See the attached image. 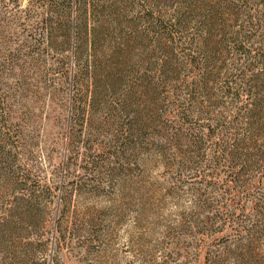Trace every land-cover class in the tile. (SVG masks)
Returning a JSON list of instances; mask_svg holds the SVG:
<instances>
[{
    "label": "rangeland",
    "instance_id": "rangeland-1",
    "mask_svg": "<svg viewBox=\"0 0 264 264\" xmlns=\"http://www.w3.org/2000/svg\"><path fill=\"white\" fill-rule=\"evenodd\" d=\"M140 1L133 4L134 17ZM14 11L0 21V201L22 170L42 185L43 212L26 240L44 243L47 264H264V217L257 211L264 199L263 166L249 171L245 186L230 189L227 165H199L187 135L173 139L186 108L227 116L251 107L246 90L232 96L225 82L241 71L258 73V86L264 83L258 54L264 35L251 40L255 57L222 52L224 75L210 82L203 102L194 103L190 89L198 73L187 67V33L170 43L156 30L162 38L152 40L134 18L126 30L127 94L119 86L112 92L98 78L96 106L81 127L86 110L71 102L80 103L82 86L72 84L76 69L63 32L55 43H37L38 52L19 31L15 17L22 15ZM165 63L178 71L163 72ZM262 86L253 96L255 108H264ZM127 120L132 131L123 139L118 128Z\"/></svg>",
    "mask_w": 264,
    "mask_h": 264
},
{
    "label": "trees",
    "instance_id": "trees-1",
    "mask_svg": "<svg viewBox=\"0 0 264 264\" xmlns=\"http://www.w3.org/2000/svg\"><path fill=\"white\" fill-rule=\"evenodd\" d=\"M143 1L139 15L134 17L131 10L135 0H27L26 7L22 6L24 0H0V21L13 9L15 15L21 14L15 17L19 31L33 47L46 41L52 43L58 32H63L76 69L72 84L77 87L75 84L79 83L83 93L80 103L74 98L71 107L79 105L87 111L78 122L81 127L87 125L88 108L96 106L98 78L103 77L112 92H117L119 86L123 96L127 94L124 90L128 86L125 77L129 72L130 40L126 30L133 28L134 18L146 25L152 40L162 38V32L156 30H162L170 43H176L179 34L185 37L187 33L188 41L184 43L191 46L185 54L187 67L198 73L190 89L194 103L203 102L210 82L224 75L225 67L218 62L222 52L255 57L251 40L264 35V0H162V6L166 7L162 12L157 9L160 0ZM37 47L39 52L41 47ZM259 50V69H264V48ZM162 67L163 72L164 69L178 71L173 64L165 63ZM230 76L225 82L227 93L240 97L241 91L246 90L244 94L250 99L251 107L248 104L227 116L222 111L186 108V112H181V124L176 127L173 139L182 140L181 135H187L199 165L208 161L216 168L227 165L231 171L227 176L233 183L231 189L245 186L243 178L250 170L261 166L264 169V164H260L264 163L260 143H264V108H255L258 98L253 99L260 95L264 83L258 86V73L247 75L240 71ZM131 127V121L127 120L118 128L123 139L129 137ZM10 180L0 201V264H47L42 254L46 249L44 243L26 240L28 228L38 225L43 212L42 185L23 170ZM261 203L257 205L258 216L264 217V199ZM33 220L35 224L31 225ZM37 254H42L41 258Z\"/></svg>",
    "mask_w": 264,
    "mask_h": 264
}]
</instances>
